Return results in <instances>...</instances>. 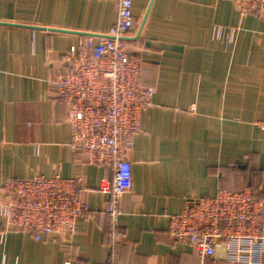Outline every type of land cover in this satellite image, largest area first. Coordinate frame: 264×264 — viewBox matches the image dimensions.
<instances>
[{"label": "crops", "instance_id": "obj_1", "mask_svg": "<svg viewBox=\"0 0 264 264\" xmlns=\"http://www.w3.org/2000/svg\"><path fill=\"white\" fill-rule=\"evenodd\" d=\"M128 53L152 104L131 135V188L119 198L124 239L104 245L106 168L71 151L65 109L52 79L86 34L105 35L111 0H0V185L35 175L76 179L89 212L74 232L9 229L0 264H229L222 241L201 263L167 233L185 202L251 189L264 221V18L240 17L228 0H132ZM238 28L227 49L215 26ZM0 221V228L2 226Z\"/></svg>", "mask_w": 264, "mask_h": 264}, {"label": "built area", "instance_id": "obj_2", "mask_svg": "<svg viewBox=\"0 0 264 264\" xmlns=\"http://www.w3.org/2000/svg\"><path fill=\"white\" fill-rule=\"evenodd\" d=\"M240 17L264 18V0H228ZM116 20L105 35H83L65 53L66 65L55 73V103L65 109L70 127L69 148L85 161L109 172L100 190L108 200L104 245L111 251L125 234L119 229V198L131 188L127 152L131 135L139 128L141 113L152 104L153 90L140 82L141 61L128 53L133 25L132 0H111ZM238 28L215 26L213 37L224 48L235 42ZM264 130V119L256 123ZM263 201L248 187L220 190L211 197L185 202L169 217L167 233L189 245L201 260L215 254L220 241L229 264H264ZM89 212L83 190L74 178L35 175L0 185V237L9 229L43 235L74 232L75 221ZM63 264H88L65 261Z\"/></svg>", "mask_w": 264, "mask_h": 264}, {"label": "trees", "instance_id": "obj_3", "mask_svg": "<svg viewBox=\"0 0 264 264\" xmlns=\"http://www.w3.org/2000/svg\"><path fill=\"white\" fill-rule=\"evenodd\" d=\"M195 253V252H194Z\"/></svg>", "mask_w": 264, "mask_h": 264}]
</instances>
